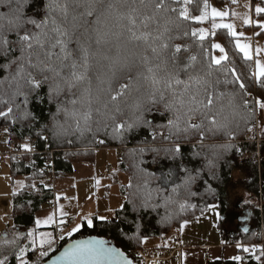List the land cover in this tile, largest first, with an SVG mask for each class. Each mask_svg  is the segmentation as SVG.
Masks as SVG:
<instances>
[{"label": "trees", "instance_id": "16d2710c", "mask_svg": "<svg viewBox=\"0 0 264 264\" xmlns=\"http://www.w3.org/2000/svg\"><path fill=\"white\" fill-rule=\"evenodd\" d=\"M222 3L223 0H217ZM167 3L177 8L176 13L169 12L168 15L175 21L178 17V12L187 7L191 16H198L202 14L204 10L205 0H193V3L185 5L183 0L180 4L173 3V0H166ZM46 0H31L25 13L27 16H32L37 19H41L44 16V6ZM69 14L67 20H64L62 13L59 9L54 13L58 22L62 23L64 27L72 30L73 28V16L81 17V21H86L90 28H95V20L97 15L102 10H106L108 3H119V0H100L97 4L96 11L92 17H84L82 14L85 12L84 7L76 6V0H68ZM264 4V2H263ZM15 3H12V7H15ZM9 8L4 5H0V13L7 14ZM102 24L104 27L107 24L106 31H109L107 42L96 45L93 42L92 52L100 51V56H91L89 61V68L87 71V79L81 83L80 87L75 91L77 99L82 98L84 89L89 86L92 89L93 96L96 95L98 88H107V83H101V79L107 80L111 77V73L108 70L109 61L104 57H110L112 60H119L123 62L125 59L131 62L130 67L121 68V64H116V74L111 77L112 87L118 88L120 84L129 83L131 79L130 89H134L137 84V72L143 71L141 66V58L148 56L152 58L154 53L149 45L152 43V38L159 35L164 31L165 21L161 18L151 20L147 22L145 27L144 21L140 18L137 19V28L135 29L137 36L141 33H151L149 40H135L131 37V34L127 31V21H119L115 18H105L101 16ZM81 21H77V24ZM0 24H4L7 27L6 20H0ZM202 23H196L189 19L183 21L181 28L177 29L175 23L169 24V31L165 33L163 41H156L155 46L160 49V45L164 42L168 44L167 49L161 50L163 55L170 57L175 49V46H181V52L177 53L180 58V63L185 64L190 56L195 55L197 60L193 63V67L190 69L194 76H204L205 72H211V75L206 77L212 81L214 87L218 91L227 93H243L245 90L250 93V96L245 98L252 103L253 98L258 100H264V79H257L254 73L253 60H247L244 58L236 45L235 38L231 36L229 31L224 28L218 29L214 34L207 36L203 41L199 39V36H192L191 30H199ZM121 25H124L122 27ZM31 28V26H27ZM35 30V29H33ZM184 30L188 31V35H184ZM264 34V31H261ZM10 40H15L16 36L14 32H7ZM79 35V33H77ZM170 37V38H169ZM215 41H221L225 46L228 59L222 61L221 65L213 64L209 69L207 67L208 62L212 59L214 48L212 45ZM75 47V45H70ZM185 49H188L187 51ZM56 51H59L56 49ZM20 55L19 49L11 54L10 57L0 55V95L10 96L15 89V85L11 84V77L9 72L2 66L9 62L11 58L18 57ZM78 56V54H77ZM158 61L153 60V64ZM17 65L13 64L11 72L14 74ZM203 68V71L201 69ZM81 71L84 69L81 68ZM105 73H108L105 76ZM65 74H67L65 72ZM51 75V74H48ZM239 77V81L235 85H225L223 81L225 79L235 80ZM40 79V77H37ZM181 79L187 80V75L181 73ZM90 81V85H89ZM219 81V83H217ZM49 81L42 85V87L29 98L27 105L23 104V97L16 99V104L20 105L17 109L13 105V113L8 119L0 118V130L6 129L9 135V143L15 145L25 144L28 145L31 139H37V148L44 149L45 146L61 154V159L56 161L57 176L60 172L70 173L72 171L73 164L79 159L84 161L93 160L94 153L100 147H107L110 149H116L120 154L121 170L129 177V183L121 187L122 194L126 198V204L124 207L116 212V219L112 221H100L94 220L93 226L89 227L87 224L83 225V228L72 236H66L59 239L54 249L44 256L40 255L41 250L33 249L25 255V259L29 264H43L51 257L59 253L62 248L74 239L84 238L88 236H100L109 240L112 244L119 246L122 251L131 257L136 262L137 251L143 248V240L158 236L162 237L168 232L172 231L175 227H179L184 222L195 219L202 216L207 209L212 205H219L221 207L222 219L229 211V199L231 198V190L242 189L248 194H251L262 202L261 208L252 206L251 223L252 229L250 231L239 233L238 236L230 238L225 237L228 240L242 239L248 243H261L264 245V135L258 145L257 142L243 143L245 135L249 132L247 128H255L259 114L256 119L249 123L247 126L243 120L239 117L236 118V122L239 123V128L234 129L235 139L229 140L223 134L212 135L206 133V137L203 143L200 142V138L196 134H192L191 138H186L184 133H180V137L177 140L173 137L172 141L166 139L168 136V128L155 127L159 125H167L169 119H173V112L166 110L163 103L157 104L153 107L151 112L146 113V119L152 122L153 128L141 127L134 128L130 133H126L123 139L114 138L112 135L111 127L107 131H96L98 124L101 123L104 117L102 112L107 111L99 104H93L92 114V127L93 132H85L81 135L79 132H74L69 135L56 136L55 125L57 121L60 124H72L74 127V121L71 118L61 113L59 116H55L57 108L56 103L49 102ZM243 83L246 89H240L239 84ZM177 88V91H180ZM146 89H142L145 91ZM67 93H65V96ZM138 95L135 91H130L126 97L121 98V107L123 109V115L118 116V119L131 120L133 113L130 105L133 103V98ZM165 96L171 99L170 93L166 92ZM61 99H64L62 96ZM232 97L225 95L220 105L223 106V117L232 119L231 108L229 107ZM235 103H240V97L235 96ZM218 105V106H220ZM69 109L72 105H67ZM81 111L85 110L78 103L75 106ZM174 107H179L178 104ZM7 105L0 104V111H6ZM99 109V111H97ZM27 111L31 115L24 119V112ZM243 112L244 109L241 108ZM257 112L260 109L257 106ZM55 116V119H54ZM15 120L13 123L12 120ZM197 120L193 121L198 122ZM83 126V121H81ZM71 132V129H69ZM152 131H156L158 134L156 139L152 138ZM160 131L166 132V136L159 135ZM256 138V136H253ZM47 139V140H46ZM103 140V143H99ZM173 142L179 143L181 147V154L178 157L173 158L171 154H166L164 149L173 147ZM231 144L233 147L230 151L224 152L221 145ZM145 148L146 152L141 157L138 153V149ZM160 149L159 153H154L150 149ZM133 150H137L134 155ZM219 151L221 158L216 159L215 153ZM197 153L199 155H197ZM207 157V160L205 159ZM144 163L140 164V168L146 170V172L153 173L154 176L150 179L148 188L143 187V173H141L137 164L140 160ZM213 161L217 166L209 169L206 165L208 161ZM11 173L14 177L19 175H26L30 179L28 187L21 192L23 198L19 199V194H14V226L19 228L30 227L35 225V214L48 203V199L53 198L51 195V187H42L39 191L43 193V196L32 195L31 186L35 180L45 179L38 167H25L23 164L18 163L14 158H11ZM189 169L193 176H196V180L191 185L190 192L183 186V178L186 173L183 169ZM170 169L174 170L175 175L172 177L171 182L168 185H162L157 177H160L163 173L168 172ZM214 174V175H213ZM131 185V187H129ZM179 186V187H177ZM177 187V191L173 193L171 189ZM40 188V187H39ZM158 188L164 190L157 192ZM165 197H168L167 202ZM145 198L148 199V206L144 207L143 202ZM195 205V207L181 208V205ZM224 222V220H223ZM16 235V234H15ZM14 235H10L4 238H0V247L6 248L5 240L13 239ZM27 236L20 241L21 246H25ZM3 256L0 255V259ZM8 264H20L19 260L14 256H9ZM216 264V263H215ZM217 264H233L229 262L217 263Z\"/></svg>", "mask_w": 264, "mask_h": 264}, {"label": "snow or ice", "instance_id": "6c2138e0", "mask_svg": "<svg viewBox=\"0 0 264 264\" xmlns=\"http://www.w3.org/2000/svg\"><path fill=\"white\" fill-rule=\"evenodd\" d=\"M15 3V7H12V3ZM31 0H0V5L7 6L9 12L7 14L0 13V20L7 21V27L4 24H0V55L10 57L13 52L19 49L20 55L15 58H11L8 63L2 67L9 72L11 77V84L15 85L14 91L10 96L5 98V95H0V104L7 105L6 111H0V118L8 119L13 113V105L17 109L20 108L19 104H16L18 97H23V104L29 103V98L32 94L36 93L43 84L49 83L48 98L49 102L56 103V114L59 116L63 113L65 116L71 118L74 121V127L72 124H60L58 121L55 125L56 131L54 135H69L74 132H79L83 135L85 132H93L92 127V114L93 104L102 105L107 111L102 112L101 115L104 117L103 122L97 121L98 127L96 131H107L111 127L112 135L114 138L123 139L126 133H130L134 128L138 129L141 127L153 128L152 122L146 119V113L151 112L153 107L157 104L163 103L164 108L173 112V119L168 120L167 125H159L155 127H166L168 128L167 140L172 141L173 137L178 140L180 133H184L186 138H191L192 134H196L200 138V142L206 137V133L212 135L223 134L229 140L235 139L234 129L239 128V123L236 122V118L245 122L247 126L249 123L256 119L259 114L257 112V106L261 111H264V100H258L253 98L252 103L246 96H250L246 90L243 93L237 92L225 93L218 91L212 81L206 77L211 75V72H205L204 76H194L190 69L193 67V63L197 60L195 55L188 58L187 63L181 64L180 58L177 53L181 52V46H175L171 56L163 55V49L168 48L166 42L160 45V49L155 46L156 41H163L165 33L169 31V24L175 23L176 28L180 29L183 21L189 19L196 23H203L209 17L207 0L204 3V11L198 16H191L188 12L187 7L183 8L178 12L177 20H173L168 13H176L178 10L171 4L167 3L166 0H119V3H108L106 10H102L95 20L96 27L90 28L88 22L81 21V17L73 16V28L69 30L64 27L62 23L58 22L54 13L59 9L62 13L64 20H67L69 14V3L68 0H46L44 6V16L41 19H37L32 16H27L25 9L29 5ZM100 0H76V6L84 7L85 12L82 14L84 17H92L96 11L97 4ZM236 3V0H232ZM173 3L180 4L181 0H173ZM185 5L193 3V0H183ZM256 14L259 15L264 13V7H257L255 9ZM211 17L213 19L219 17L223 19L228 16L229 13L218 11L215 8L211 9ZM101 16L105 18H115L117 22L127 21V31L131 34V37L135 40H144L147 42L151 33H141L137 36L135 29L137 28V19L140 18L144 21L145 27L147 22L161 18L165 21L164 31L159 35L152 38L151 47L154 56L149 58L143 56L141 58V66L143 71L137 72V84L138 86L134 89H130L131 79L129 83L120 84L118 88L112 87L111 77L116 74V64H121V68L130 67L131 62L125 59L123 62L119 60H112L110 57L105 56L104 59L109 61L108 70L111 73V77L107 80L101 79L100 76L97 78L101 80V83H107V88H98L96 95L93 96L92 89L89 86L84 89L82 98L77 99L74 90L78 89L82 82L87 79V71L89 68V61L91 56H100L99 49L96 52H92L93 42L96 45H101L107 42L109 31H106L107 24L101 27L102 24ZM77 21H81L77 24ZM245 24H251L250 18H245ZM31 26V28L27 26ZM124 27V25H121ZM258 27L264 28V23H258ZM214 28H224L229 31L232 37L237 38L236 47L239 49L243 56L247 60H252L251 46L246 43L239 41V36L242 34L237 33L234 25L232 24H213ZM35 29V30H33ZM7 32H14L16 39L10 40ZM79 33V35H77ZM188 31L184 30V35H188ZM192 36H199V39L203 41L208 35L204 29H192ZM170 38V37H169ZM75 45V47H70ZM213 48L218 49L220 52H224V48L219 44H213ZM58 49L59 51H56ZM186 51L188 49H185ZM261 50L256 49V53L259 54ZM78 54V56H77ZM228 59L227 54L222 57L212 59L208 62L207 67L210 69L213 64L221 65L222 61ZM153 60L158 61L153 64ZM17 65L16 71L13 74L11 72L12 65ZM256 71L253 75L257 79H264V64L259 60L255 61ZM84 70L81 71L80 69ZM203 71V68L201 69ZM65 72L67 74H65ZM181 73L187 75V80L181 79ZM51 74V75H48ZM108 73H105L107 76ZM40 77L38 79L37 77ZM239 81L237 76L235 80L225 79L223 83L225 85H235ZM2 83V82H0ZM219 83V81H217ZM90 85V81H89ZM182 89L177 91V88ZM240 89H246L243 83L239 84ZM142 89H146L142 91ZM130 91H135L138 95L133 98V103L130 105L133 113L131 120H119L118 116H122L123 109L121 107V98L126 97ZM168 92L171 95V99L165 96ZM65 93L67 95L65 96ZM225 95L232 97L230 100L229 107L231 108L232 119L223 117V106L220 102L223 100ZM64 99H61V97ZM235 96L240 97V103L234 102ZM80 104L85 110L81 111L75 106ZM72 105L69 109L67 105ZM178 104L179 107H174ZM220 105V106H218ZM241 108L244 111H241ZM99 111V109H97ZM31 113L25 111L24 119H27ZM54 116V119H55ZM199 118L198 122H193ZM83 121V126H81ZM14 123L15 120L13 119ZM71 129V132L69 131ZM248 131H252L251 127L247 128ZM153 140L156 139L157 132L152 131ZM163 136V133H159ZM103 143V140L100 141ZM233 146L229 144L221 145L220 148L224 152L231 150ZM26 151H31L28 145H24ZM150 151L159 153L160 149L152 148ZM166 154H171L173 158L178 157L181 154V147L179 143L173 142V147L164 149ZM146 149H138V153L141 157L145 154ZM137 150H133L135 155ZM197 155H199L197 153ZM216 159L221 158V153L217 151L215 153ZM207 160V157H205ZM144 163L141 159L137 164L138 170L143 173V187L148 188L150 179L154 176L153 173L146 172L145 169L140 168V164ZM209 169L215 168L217 165L209 160L206 165ZM186 176L183 178V186L190 192L191 185L196 180V176L191 174V171L187 168L183 169ZM175 175L174 170L170 169L168 172L163 173L157 179L160 180L162 185H168L172 177ZM214 175V174H213ZM99 184V181H97ZM131 187V185H129ZM179 187V186H177ZM177 187H173L171 191L175 193ZM164 189L158 188L156 191L160 192ZM168 197H165L167 202ZM143 206H148V199L145 198ZM195 207V205H181V208ZM215 207V206H214ZM64 213L62 212V216ZM104 220V217L100 218ZM54 222L53 217H49L48 220L41 222L36 221L37 225L41 223L48 224ZM61 224L65 221L61 219ZM89 227L93 226V221L89 219L87 221ZM80 226H77L74 231H79ZM29 237H33L32 244H35L34 233L29 232ZM63 238V237H61ZM24 237L19 234L14 235L13 239L5 240L6 248L0 247V255L3 256L0 259V264H8L9 256H14L19 260L20 264H29L25 259V255L28 252L27 246H21L20 241ZM52 240L48 239L45 241L41 239L40 247L43 248L45 243L52 244ZM244 251H248L247 248ZM264 251V250H262ZM41 256L46 255V252L41 251ZM65 257L72 259L73 261H85L94 260L101 261L111 257H121V261H117L116 264H131L127 258L123 257L122 253L115 251L114 249H108L104 247V242H87L78 243L72 250L64 254Z\"/></svg>", "mask_w": 264, "mask_h": 264}, {"label": "rangeland", "instance_id": "374dc122", "mask_svg": "<svg viewBox=\"0 0 264 264\" xmlns=\"http://www.w3.org/2000/svg\"><path fill=\"white\" fill-rule=\"evenodd\" d=\"M264 0H236L233 3L232 0H223L219 3L217 0H207L209 17L202 24L200 29H204L207 32V36L214 34L220 28H214L213 24H232L234 25L237 33L242 34L239 36L241 43H246L251 46L254 72L256 71L255 61L259 60L264 64V28L257 26L258 23H264V13L256 14L255 9L257 7H264ZM215 8L218 11L229 13L228 16L223 19L217 17L213 19L211 17V9ZM204 11V10H203ZM245 18L252 20L251 24H245ZM206 36V37H207ZM235 38L234 42L236 45ZM214 44L221 45L224 48V52H220L214 48L213 57L219 58L227 54L225 46L221 41H215ZM238 49V48H237ZM256 49H260L259 54L256 53ZM239 50V49H238ZM164 132V131H160ZM166 134V132H164ZM264 135V111L259 112L257 123L252 132L245 135L243 143H252L256 141L260 145ZM247 136L250 142H246ZM253 136H256L254 138ZM19 146L20 144L15 143ZM27 145V144H25ZM14 145L9 143V135L7 130H0V238H4L10 235L19 234L20 236H27L26 245L28 252L33 249H38L39 252H51L56 242L61 237L72 236L78 233L85 222L91 219L94 222L95 217L101 220V217L105 219L103 221H112L116 219V212L124 207L126 204V198L122 194L121 187L129 183V177L121 170L120 155L115 149H97L92 155L93 160L84 161L79 159L75 162L74 172L72 174H62L57 177L53 182H48L52 190H54V201L47 203L40 211L35 214V219L41 222L48 220L51 216L54 222L16 228L14 226V201L13 195L15 193L21 194V190L25 185L24 177L15 178L10 175L9 162L11 160L10 153L14 151ZM44 182L46 179L43 180ZM99 181V184H97ZM37 195V194H36ZM231 198L229 199V211L238 207L241 211L247 209L250 211L254 205L257 208H261L262 202L257 197L248 194L242 189L231 190ZM23 198L21 194L19 199ZM221 208V207H220ZM242 208V209H241ZM62 212L64 215L62 216ZM225 216L222 219V224L218 229H212V225L216 224L220 218L217 217V213H213V210L206 211L202 216L197 217L196 220H191L188 223L182 224L179 227H175L172 231L168 232L162 237L154 236L143 240L142 249H157L162 247L173 246L175 238L180 237V229H184L185 236L194 238L197 233L204 236V239L200 241H194L203 244L214 237L215 232L219 231L221 235H225L226 230L232 228V224L229 223L232 220L226 219ZM251 217V216H250ZM73 218L76 222L69 224L68 221ZM63 219L64 224L60 221ZM224 220V222H223ZM184 226V228H182ZM234 225V224H233ZM80 226L79 231L74 229ZM180 228V229H179ZM205 231V234L202 232ZM33 232L35 238V244H32L33 237H29L28 233ZM167 240H164V239ZM44 239L47 241L51 239L53 242L51 245L45 243L44 247H40V241ZM195 240V239H194ZM28 252L26 254H28Z\"/></svg>", "mask_w": 264, "mask_h": 264}, {"label": "crops", "instance_id": "0c3cea01", "mask_svg": "<svg viewBox=\"0 0 264 264\" xmlns=\"http://www.w3.org/2000/svg\"><path fill=\"white\" fill-rule=\"evenodd\" d=\"M10 164L11 162H9V167H10ZM74 170L75 169L73 165L72 171L70 173L60 172L57 177L61 176L62 174L63 175L72 174ZM10 175H12L11 167H10ZM18 177L19 178L24 177L25 179V185L20 191L22 192L28 187L29 182L31 181L26 175H19V176H16L15 178H18ZM48 182L49 181L47 180L44 182L42 179L35 180L33 182V186H31V191H33L32 195L35 196V193H39V191L42 189L43 186L49 187L50 184ZM13 201H14V195H13ZM211 209L213 210V213L214 214L217 213V217L220 218L217 222V225L216 224L212 225L211 230H214L217 228L219 229L222 224L221 208L219 205H212L207 209V211ZM244 210H247V209H244ZM96 219L99 220L98 218L95 217L94 220ZM196 219L198 218H195L192 220H196ZM224 220H225V216H224ZM100 221H103V220H100ZM189 221L184 222L183 224L188 223ZM35 222H36V219H35ZM75 222L76 221H74V223ZM229 223L232 224V228H229V230L232 229L234 230V232L233 231L231 232V230L229 231L227 229L225 235L223 236L219 233V231H217L215 232V234L212 235V237H214L212 240L206 243H203V244L201 243L198 244V242H194V241H200L201 239H204L203 235L197 233L194 238H190L188 236H185L184 229L179 228L180 237H181L180 239L182 241L183 250L179 257V263L177 262L176 264H206L207 262L208 264H215V263L217 264L221 262L222 263L229 262L233 264H264V251H262L264 250L263 244L248 243V242H244L242 239L232 241V240H228L225 238L227 236H229L230 238H234L238 236L239 233L250 231L252 229L251 220L246 219L244 221V220H239L238 218H235L233 219V221ZM84 224H87V222H85ZM233 224L236 226L235 229H233L234 228ZM185 225H183L182 228H184ZM202 232L205 234V231H202ZM164 240H167V239L165 238ZM169 247H172V244ZM245 248H247L248 251H244Z\"/></svg>", "mask_w": 264, "mask_h": 264}, {"label": "built area", "instance_id": "2783aa9c", "mask_svg": "<svg viewBox=\"0 0 264 264\" xmlns=\"http://www.w3.org/2000/svg\"><path fill=\"white\" fill-rule=\"evenodd\" d=\"M162 137H165L164 132ZM161 136V135H160ZM47 140V139H46ZM247 141L250 139L247 136ZM37 139L33 138L28 143L31 151H26L23 144L16 146L14 151L10 153L11 158H14L18 163L25 167H38L39 171L44 174L45 179L53 182L57 178L56 161L61 159V154L51 150L47 146L44 149H38ZM257 143L260 141H256ZM100 143V142H99ZM101 144V143H100ZM98 149H108L107 147H100ZM38 196H43V193H37ZM53 198L48 199V203L54 201V190H51ZM74 219L70 218L68 223L73 224ZM183 250L182 241L180 238H175L172 247H162L157 249H140L137 251V260L134 264H176L179 263V257ZM39 252V250H38ZM208 264V262L206 263Z\"/></svg>", "mask_w": 264, "mask_h": 264}, {"label": "water", "instance_id": "95a60500", "mask_svg": "<svg viewBox=\"0 0 264 264\" xmlns=\"http://www.w3.org/2000/svg\"><path fill=\"white\" fill-rule=\"evenodd\" d=\"M90 241L91 242L103 241L104 247L108 249H114L115 251L122 253L123 257L127 258L128 261H131V264H134V260L131 257H129L127 254H125L119 246H117L116 244H112L109 240L104 239L97 235L72 240L71 242L66 244L59 253L51 257L48 261H46L43 264H116L117 261H121L122 259L121 257H111L101 261L85 260V261L77 262L64 256L66 252L72 250L78 243H87Z\"/></svg>", "mask_w": 264, "mask_h": 264}, {"label": "flooded vegetation", "instance_id": "af4514ba", "mask_svg": "<svg viewBox=\"0 0 264 264\" xmlns=\"http://www.w3.org/2000/svg\"><path fill=\"white\" fill-rule=\"evenodd\" d=\"M227 218L226 219H230V220H232L233 221V219H235V218H238L239 220H246V219H250V216H251V212L248 210H239V208L237 209V207L234 209V210H232V211H230L228 214H227ZM235 225H234V228L233 229H235ZM237 229H238V227H237ZM236 229V230H237ZM229 230V229H228ZM231 230V232L233 231L234 232V230H232V229H230ZM229 230V231H230Z\"/></svg>", "mask_w": 264, "mask_h": 264}]
</instances>
